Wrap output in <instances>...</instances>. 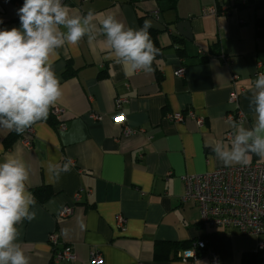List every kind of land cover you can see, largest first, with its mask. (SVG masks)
Returning a JSON list of instances; mask_svg holds the SVG:
<instances>
[{
	"label": "crops",
	"instance_id": "1",
	"mask_svg": "<svg viewBox=\"0 0 264 264\" xmlns=\"http://www.w3.org/2000/svg\"><path fill=\"white\" fill-rule=\"evenodd\" d=\"M61 2L70 17L90 9L97 15L78 45L65 44L53 57L62 96L51 108L64 110L65 129H57L51 108L45 120L31 126L29 148L19 142L22 134L0 129V162L12 156L22 160L29 172L26 187L35 197L30 207L35 217L16 225L17 242L30 264H53L47 242L52 232L74 250L75 259L60 264H90L94 248L104 264H209L203 247L193 263L177 256L205 233L195 205L180 203L179 177L225 167L213 150H230L239 127L255 126L254 81L264 72V0ZM20 7L19 1L0 0V28L19 27ZM106 15H114L125 29L152 22L149 32L157 33L160 46L152 72L132 73L115 56L102 29ZM60 31L67 29L60 26ZM179 68L185 69L183 77L174 75ZM232 88L247 116L239 125L226 120ZM116 98L126 101L123 111L134 131L128 137H121L122 126L114 120ZM187 109L203 119L201 127L193 119L167 121V115ZM229 130L232 141L224 137ZM261 162L264 157L251 154L248 163ZM65 164L69 170L62 171ZM80 188L91 193L74 202ZM70 205L73 214L59 219V211ZM118 216L125 220L122 228L116 225ZM223 232H206L221 264H236L233 257L240 250L255 253L245 245L228 254L218 241Z\"/></svg>",
	"mask_w": 264,
	"mask_h": 264
},
{
	"label": "clouds",
	"instance_id": "2",
	"mask_svg": "<svg viewBox=\"0 0 264 264\" xmlns=\"http://www.w3.org/2000/svg\"><path fill=\"white\" fill-rule=\"evenodd\" d=\"M16 14L19 27L0 28V129L21 135L45 120L62 96L60 78L52 70L57 50L65 44L78 45L97 14L90 9L83 16L70 17L68 6L61 0H23ZM60 26L67 32H61ZM151 27L150 20L139 29H125L114 15L103 19L102 29L110 48L132 73L153 70L159 49L151 39ZM254 87L255 126L251 130L239 127L230 150L220 146L213 150L226 167L247 165L251 154L264 157V72L258 73ZM69 166L65 164L62 171ZM28 180L22 160L12 156L0 162V264H30L17 242L20 232L16 227L35 217L30 211L35 197L26 187Z\"/></svg>",
	"mask_w": 264,
	"mask_h": 264
},
{
	"label": "built area",
	"instance_id": "3",
	"mask_svg": "<svg viewBox=\"0 0 264 264\" xmlns=\"http://www.w3.org/2000/svg\"><path fill=\"white\" fill-rule=\"evenodd\" d=\"M209 12L217 13L215 9ZM151 14L158 18V11H153ZM184 73L185 69L179 68L174 75L183 77ZM258 73L261 72H257L256 77ZM233 79L235 80L236 77ZM125 102L122 98H116L114 101V120L122 126L121 137H128L134 132L127 125V117L123 111ZM228 103L232 108L226 116L227 122L232 125L246 122L247 116L239 107V92L235 88H232L229 94ZM50 113L57 121V129L64 130L66 127L63 121L64 110L53 107ZM89 118L97 120L99 116L90 115ZM166 119L171 123H184L187 119H193L199 127L204 124L203 119L196 118L191 109H187L184 113H171ZM33 134L32 128H28L19 142L26 148L31 147ZM224 137L228 141L234 138L231 130L227 131ZM179 180L183 185L180 203L195 205L199 214V226L205 231L204 235H208L206 232L210 230L234 229L242 235L263 237L257 248L264 249V162L225 166L204 174L182 175ZM90 193L89 190L80 188L74 195V202H79L83 195L89 196ZM73 211L74 206H65L59 211L58 218L66 219L73 214ZM124 222V218L118 216L117 227L122 228ZM47 242L53 264L75 259L72 246L61 245L56 232L48 235ZM203 246H206L209 264H221L218 255L203 235L201 239L195 240L190 248L178 251L177 256L183 263H193L198 258L197 248ZM88 256L90 264H104L98 249H91Z\"/></svg>",
	"mask_w": 264,
	"mask_h": 264
},
{
	"label": "rangeland",
	"instance_id": "4",
	"mask_svg": "<svg viewBox=\"0 0 264 264\" xmlns=\"http://www.w3.org/2000/svg\"><path fill=\"white\" fill-rule=\"evenodd\" d=\"M220 231H224V234L218 236V241L228 254L232 253L237 247L245 245L254 247L257 250L258 243L263 240V237L242 235L234 229H222ZM208 236L203 233V237L209 240ZM257 252L255 255L249 251L243 252V250H240L235 253L236 255L233 257V260L236 264H258L257 261L260 258L261 261L259 263H264V249L260 250L259 253ZM245 260L247 261L245 262Z\"/></svg>",
	"mask_w": 264,
	"mask_h": 264
},
{
	"label": "trees",
	"instance_id": "5",
	"mask_svg": "<svg viewBox=\"0 0 264 264\" xmlns=\"http://www.w3.org/2000/svg\"><path fill=\"white\" fill-rule=\"evenodd\" d=\"M12 1H19L20 3H21V6H22V4H23V0H12ZM246 6H247V4H246ZM150 33V36H151V39H152V41H153V43H154V45H155V47L157 48V49H159V51H160V46L158 45V42H157V40H156V32H149ZM154 36V37H153ZM153 37V38H152ZM208 242H209V240H208ZM193 244V242L191 243V245ZM209 246H210V242H209ZM203 248L205 249V251H206V246H203ZM257 250H258V252H257ZM256 251H255V255H256V252L257 253H259V251H260V249H257ZM198 257H199V255H198ZM259 259V261H257V263H259L261 260H260V258H258Z\"/></svg>",
	"mask_w": 264,
	"mask_h": 264
},
{
	"label": "water",
	"instance_id": "6",
	"mask_svg": "<svg viewBox=\"0 0 264 264\" xmlns=\"http://www.w3.org/2000/svg\"><path fill=\"white\" fill-rule=\"evenodd\" d=\"M181 24H184L183 26L185 27L186 26V23H181ZM182 26V25H181ZM179 27V26H178ZM186 29V28H185Z\"/></svg>",
	"mask_w": 264,
	"mask_h": 264
}]
</instances>
